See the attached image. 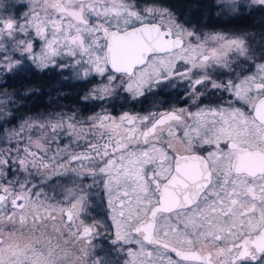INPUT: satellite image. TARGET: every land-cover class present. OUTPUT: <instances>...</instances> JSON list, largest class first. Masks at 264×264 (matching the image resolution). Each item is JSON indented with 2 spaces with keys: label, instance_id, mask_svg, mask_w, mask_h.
<instances>
[{
  "label": "snow or ice",
  "instance_id": "snow-or-ice-1",
  "mask_svg": "<svg viewBox=\"0 0 264 264\" xmlns=\"http://www.w3.org/2000/svg\"><path fill=\"white\" fill-rule=\"evenodd\" d=\"M252 6L264 0L214 4ZM251 35L198 30L160 0H0V82L68 70L96 102L7 127L14 101L0 98V264H264V38L257 51ZM177 83L187 107L106 106ZM94 194L110 224L90 218Z\"/></svg>",
  "mask_w": 264,
  "mask_h": 264
},
{
  "label": "flooded vegetation",
  "instance_id": "flooded-vegetation-1",
  "mask_svg": "<svg viewBox=\"0 0 264 264\" xmlns=\"http://www.w3.org/2000/svg\"><path fill=\"white\" fill-rule=\"evenodd\" d=\"M160 2L167 6L166 0H160ZM213 3L212 0H191L188 7L176 5L174 10L171 6L169 7L182 21L206 33L223 32L236 35L245 30H253L255 32L260 31L262 34L264 14L261 10L257 8L249 11L244 9L235 15H224L214 11ZM256 12L257 14L254 15L253 13ZM247 14L249 15L248 21L245 18L242 19ZM221 18L230 21L223 24L219 22ZM232 19H239V21L237 23L232 22ZM82 83L85 82L73 80L68 70H64L63 75H61L55 69L46 73L27 72L15 78L3 80L0 82L1 89L8 91L14 101L9 106L11 111L9 119L12 123L6 126L12 127L24 119L40 114H57L70 111H79L82 115L92 114V106L96 102H84L79 99L87 90L79 86ZM186 96L185 86L182 83H177L175 86H162L135 101L126 100L121 96L108 102L106 106L114 115L123 111L147 114L149 111L167 110L171 106L187 107ZM100 110L99 107L95 108V111ZM94 196L90 218L110 224L111 221L107 217V209L102 195L94 194ZM99 240L102 242L105 251H108L107 236L102 235Z\"/></svg>",
  "mask_w": 264,
  "mask_h": 264
},
{
  "label": "rangeland",
  "instance_id": "rangeland-1",
  "mask_svg": "<svg viewBox=\"0 0 264 264\" xmlns=\"http://www.w3.org/2000/svg\"><path fill=\"white\" fill-rule=\"evenodd\" d=\"M214 3L212 4V6L214 7V4H215V0H212ZM243 2H247V0H243ZM180 3V2H179ZM179 3L177 4V5H179ZM175 6V5H174ZM166 7H168V8H170L171 9V7H169V5H167ZM254 8H257V9H259V7L258 6H252V7H247V8H245V10H251V9H254ZM23 9H21V11H22ZM172 10V9H171ZM189 11V10H188ZM214 11L215 12H217L218 14H220L219 12H218V10L217 9H215L214 8ZM262 13L264 14V11H262ZM254 15H256L257 14V12L256 13H253ZM248 14L247 15H245V16H243L242 17V19L243 18H245V20L246 21H248ZM250 16H253V15H250ZM261 16H263V15H261ZM258 17V16H257ZM228 21H230V20H225V18H221L220 20H219V22H221V23H225V22H228ZM232 22H238L239 21V19H232L231 20ZM246 33H251V34H253V35H251V36H249V42H250V44H252V47L253 48H255L257 51H259V47H260V41H261V39L262 38H264V30H262V34L260 33V31H257V32H255V31H253V30H245V31H242L240 34H236V35H242V34H246ZM227 34V33H226ZM260 34V35H259ZM231 35V34H230ZM233 35V34H232ZM9 92L8 91H6V90H3V89H1V87H0V98H3V95L4 94H6V95H8V96H10L9 94H8ZM11 97V96H10Z\"/></svg>",
  "mask_w": 264,
  "mask_h": 264
},
{
  "label": "trees",
  "instance_id": "trees-1",
  "mask_svg": "<svg viewBox=\"0 0 264 264\" xmlns=\"http://www.w3.org/2000/svg\"><path fill=\"white\" fill-rule=\"evenodd\" d=\"M191 0H166L167 5L171 6L174 10V5L176 6L179 2V5L188 7ZM188 3V4H186ZM188 10V9H187ZM220 20V19H219Z\"/></svg>",
  "mask_w": 264,
  "mask_h": 264
}]
</instances>
